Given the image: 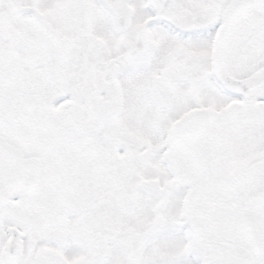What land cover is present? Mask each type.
<instances>
[{
  "label": "snow or ice",
  "instance_id": "1",
  "mask_svg": "<svg viewBox=\"0 0 264 264\" xmlns=\"http://www.w3.org/2000/svg\"><path fill=\"white\" fill-rule=\"evenodd\" d=\"M0 264H264V0H0Z\"/></svg>",
  "mask_w": 264,
  "mask_h": 264
}]
</instances>
